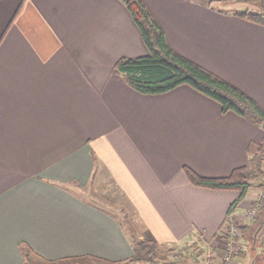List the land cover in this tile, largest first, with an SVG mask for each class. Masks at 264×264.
<instances>
[{
	"label": "crops",
	"instance_id": "obj_1",
	"mask_svg": "<svg viewBox=\"0 0 264 264\" xmlns=\"http://www.w3.org/2000/svg\"><path fill=\"white\" fill-rule=\"evenodd\" d=\"M143 1L173 49L264 108V24L221 7L233 0ZM148 52L124 0H0V264L134 262L138 235L71 186L89 184L95 163L143 237H221L240 190L195 184L185 167L229 176L264 128L189 84L134 89L116 63ZM258 195L249 190L234 213ZM263 231L246 237L249 261L252 244L264 253Z\"/></svg>",
	"mask_w": 264,
	"mask_h": 264
},
{
	"label": "trees",
	"instance_id": "obj_2",
	"mask_svg": "<svg viewBox=\"0 0 264 264\" xmlns=\"http://www.w3.org/2000/svg\"><path fill=\"white\" fill-rule=\"evenodd\" d=\"M124 1L138 24L149 50L146 55L135 58L123 57L117 61V68L123 73L124 79L130 86L142 93L160 94L181 84H189L216 99L221 104L223 111L233 110L264 128V108L251 95L229 80L173 49L166 39L163 28L143 0ZM234 1L258 4L261 8L247 7L237 13L244 18L264 24V0ZM257 147V150L263 154L264 138ZM261 156V154L251 155L246 165L236 168L229 176L225 177H205L199 175L192 168L185 167L189 179L195 184L240 190L239 196L228 209V217L224 225L227 227L232 224L237 225L251 239L261 223L248 224L234 211L248 193L252 182L264 175L262 161L259 162ZM158 246L154 240H135V253L132 261L155 263L159 258ZM252 246L256 254L248 264H264V253H260L256 245L252 244ZM237 253H242V250L236 251L234 255Z\"/></svg>",
	"mask_w": 264,
	"mask_h": 264
},
{
	"label": "rangeland",
	"instance_id": "obj_3",
	"mask_svg": "<svg viewBox=\"0 0 264 264\" xmlns=\"http://www.w3.org/2000/svg\"><path fill=\"white\" fill-rule=\"evenodd\" d=\"M234 1V0H233ZM221 7L229 10V11H240L241 9L244 8H253V9H258L261 8L258 4L255 3H241V2H224ZM230 8V9H229ZM252 155H259L261 154L262 156L259 158V162L262 161V168L264 170V151L263 154L259 152L258 147L253 146L252 147ZM258 152V153H257ZM97 163L98 160L96 161ZM98 164L95 163V168L98 170V174L94 176L93 180L90 181L89 184H80V183H73L71 186H73L74 193L76 194H81L84 197H91V199L100 201L103 203L104 206H108L111 210L117 213V215L120 217V219L123 220L125 223L128 233L132 235H138L137 240H152L148 237H143L142 234V228H140V222L139 219L136 217L134 214V211L132 210V205L128 202V200H124L123 198H114L112 196H106L107 194H116L118 193L115 185L112 182L107 181V170L106 167H100L97 166ZM264 175L260 176V178L255 179L252 184L250 185L251 194H259L256 196L251 204H249L248 208H246L242 214H238L241 218H243V221L248 223V224H253L259 222L262 225V222H264ZM105 194V195H104ZM90 195V196H89ZM260 203V204H259ZM258 207V212L256 216L253 218H249L246 214L247 211L250 207L252 206H257ZM259 217V219H258ZM132 218V220H131ZM138 220V221H137ZM225 227V225H224ZM260 227V226H259ZM258 227V228H259ZM241 230V235H238L237 242L239 243L238 247L239 250H242V253H237L235 255V261L237 264H248V257L244 256L247 255V248H246V234L243 232V229L240 228ZM142 233V234H141ZM260 236L259 239H263L264 232H259ZM133 236V237H135ZM221 237L218 238V241L213 245L210 242H206V240L201 236V237H196V238H190V239H185L179 242H172V243H164V244H159L158 252H159V258L156 259V262L153 264H220L222 261V255H223V240L226 238L222 234L220 235ZM134 239V238H133ZM225 241V240H224ZM254 247L251 245L249 247L250 252L253 255H255V250L253 249ZM238 250V251H239ZM253 258V257H252ZM251 261V260H250ZM129 264H147L143 262H137L134 261Z\"/></svg>",
	"mask_w": 264,
	"mask_h": 264
},
{
	"label": "built area",
	"instance_id": "obj_4",
	"mask_svg": "<svg viewBox=\"0 0 264 264\" xmlns=\"http://www.w3.org/2000/svg\"><path fill=\"white\" fill-rule=\"evenodd\" d=\"M259 204L257 206H252L248 209L246 215L249 218H253L254 216H256L258 212ZM222 235L225 236L226 238H224L225 241L223 240L224 249H223L222 261L220 264H237L235 261L234 254L236 251L239 250V247H238L239 243L237 242V238H238V235L239 236L241 235L240 228L235 224H232L230 227H227L225 225ZM262 237H263L262 241H264V235Z\"/></svg>",
	"mask_w": 264,
	"mask_h": 264
}]
</instances>
